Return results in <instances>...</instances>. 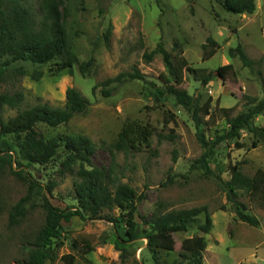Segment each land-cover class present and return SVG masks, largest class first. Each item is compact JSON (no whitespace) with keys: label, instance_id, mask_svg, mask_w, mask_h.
I'll use <instances>...</instances> for the list:
<instances>
[{"label":"rangeland","instance_id":"1","mask_svg":"<svg viewBox=\"0 0 264 264\" xmlns=\"http://www.w3.org/2000/svg\"><path fill=\"white\" fill-rule=\"evenodd\" d=\"M38 2L30 0L35 10H38ZM255 2L254 14L234 15L214 0H63L61 10L66 33L63 52L48 65L19 62L14 69H23L24 74H11L0 82V94L23 95L22 109L38 104L62 107L67 90L78 89L90 101L87 111L68 124L56 128L40 124L36 131L45 139L67 135L88 137L97 146L93 161L99 167H111L112 156L108 149L117 142L126 126H150L157 131L149 140L150 146H144L141 152L116 155L121 182L145 196L135 215L140 233L150 230L143 219H148L160 205L167 211L206 207L212 219V229L206 235L197 226L186 233L158 235L159 264H173L181 253L182 241L197 235L207 240L203 264H264V209L241 196V201L247 204L260 224L252 227L237 220L226 193L215 179L204 175L202 169H192L204 152L195 123L172 97L160 101L153 97L150 84L163 86L161 75L165 73V65L161 55L152 59L146 57L162 42L174 58L182 55L188 63L189 70L185 72L181 88L201 104L211 98L213 111L235 108L234 114L243 112L248 108L244 95L264 99V85L257 74V70H261L264 77V0ZM209 38L220 48L215 56L205 60L203 46ZM238 45L243 46L250 60L261 61L254 65L255 70L244 66L238 57L229 55V50ZM67 51L79 63L71 72L57 73V64L67 60ZM85 63L89 66L82 73L80 67ZM228 64H232L234 70L222 79L218 69ZM136 70L143 80L124 79L121 83L104 86L107 80ZM35 72L42 73L38 81L32 77ZM208 76L212 77L211 81L202 84L203 78ZM103 89H111V95L102 94ZM16 114L17 109L4 107L0 110L5 120ZM253 123L264 127V113ZM227 128L226 121L217 116L203 130L210 140ZM255 140L251 133L242 131L239 139L219 144L210 158L212 171L227 181L229 167L235 164H240L250 177L259 168L264 170V142L254 148ZM65 159L66 154L60 152L45 166L26 168L44 185H55L53 195L47 196L60 208L75 203L72 200L75 177L64 172ZM27 190V184L10 172L0 178L3 207L0 212V264H23L27 258L24 246L34 241L44 223L41 198L37 196L28 204L20 224H10V213L26 196ZM113 214L117 216L119 212L115 210ZM61 240L64 245L59 257L72 254L76 258L73 264H86L84 257L94 264H121L122 254L126 255L124 264H156L147 239L142 237L130 243L124 253L113 224L105 220L75 217L63 223ZM86 244H90L93 251L84 255ZM45 264L67 263L59 259Z\"/></svg>","mask_w":264,"mask_h":264},{"label":"trees","instance_id":"2","mask_svg":"<svg viewBox=\"0 0 264 264\" xmlns=\"http://www.w3.org/2000/svg\"><path fill=\"white\" fill-rule=\"evenodd\" d=\"M63 0H39L38 10L30 4V0H0V82L7 76L23 75V69H14L19 62L36 65H48L56 60L66 47V33L63 24L61 4ZM226 12L234 15H252L256 11L255 0H214ZM110 30L108 31V33ZM204 59L209 60L216 55L219 44L209 38L204 46ZM210 48V50H208ZM67 60L57 64V73L72 71L78 64V59L69 51ZM161 55L165 65V73L161 75L162 87L150 84L153 97L160 101L172 97L192 117L197 129V138L204 152L192 165V169H202L204 175L212 177L220 189L226 193L228 202L232 206L236 219L252 227H258L259 219L252 215L241 196L248 197L251 203L264 209V170L259 168L254 176L246 175L240 166L229 167L230 179L224 181L216 175L210 167V158L215 148L228 140L239 139L242 131H247L256 138L253 147L264 142V127L256 126L253 120L264 113V99L244 95L248 108L241 113L234 114L235 108H216L212 110V99L201 104L197 98L190 95L181 86L185 82V72L189 70L187 61L180 55L174 58L167 51L162 42L156 49L147 54L148 59ZM229 55L238 57L244 66L254 69L255 64L249 59L242 45L229 50ZM89 64H82L81 72L85 73ZM15 71H12L11 69ZM234 70L232 64L218 69L222 79ZM12 71V72H11ZM264 85L263 72L257 70ZM33 79L42 78L41 72H35ZM210 76L203 78L202 84L211 81ZM143 80V76L136 70L134 73H123L104 83L108 87L123 80ZM111 89H103L102 94L111 95ZM23 95L0 94V110L4 107L17 109V114L5 120L0 115V178L10 172L18 180L27 184L28 190L10 213V224L19 225L26 216L28 204L35 198H41V208L44 211V223L39 229L34 241L24 246L27 258L23 264H45L47 261L55 263L59 259L67 264L76 260L72 254L59 257L63 247V223H69L73 218L89 220H105L112 223L120 237L119 245L124 253L126 247L139 239H147L148 248L156 262L158 260V235L186 233L193 226H197L204 235L212 229V219L206 207H195L167 211L160 205L157 210L143 223L149 227L141 234L139 224L135 219L139 205L145 200L128 183H122L117 174L116 155L119 152L138 153L144 146L149 147V140L157 131L150 127L137 124L126 126L119 134L117 142L111 144L108 151L112 156L110 168L95 165L93 157L97 146L92 140L83 135L64 136L45 139L36 131L40 124L51 128L68 124L75 116L87 111L90 101L78 89L69 88L66 101L62 107H52L48 104H38L22 109ZM217 116L224 119L228 128L222 134L217 133L213 139L207 140L203 127ZM208 118V120H206ZM160 136V135H159ZM240 148L242 146H239ZM60 152L66 154L63 170L70 172L75 181L73 184V205L60 208L52 204L47 194L52 196L54 184H46L36 180L26 168L45 166L51 163ZM241 193V194H240ZM0 199V212L2 211ZM119 214L115 216L113 212ZM204 217V218H203ZM204 219V220H203ZM144 235V236H142ZM207 248V240L203 235L186 238L181 244L179 258L173 264H203V254ZM93 251L90 244L85 245L84 255ZM126 255H121V264L125 263ZM86 264H94L83 258ZM110 264H116L114 262Z\"/></svg>","mask_w":264,"mask_h":264}]
</instances>
